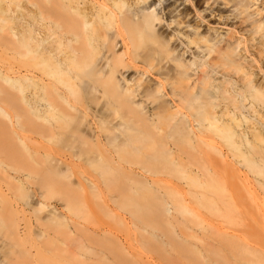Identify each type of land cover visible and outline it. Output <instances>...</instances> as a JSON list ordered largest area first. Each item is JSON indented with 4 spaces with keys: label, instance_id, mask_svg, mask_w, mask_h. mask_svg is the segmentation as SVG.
I'll return each mask as SVG.
<instances>
[{
    "label": "bare ground",
    "instance_id": "1",
    "mask_svg": "<svg viewBox=\"0 0 264 264\" xmlns=\"http://www.w3.org/2000/svg\"><path fill=\"white\" fill-rule=\"evenodd\" d=\"M30 2L32 28L18 38L8 31L0 34L2 46L25 57L19 58L16 68L10 65L19 77L0 68V111L8 116L9 106L31 108L35 153L48 159L107 160L102 164L104 173L132 174L134 182L149 190H174L172 202L159 197L156 204V216L167 231L159 234L143 225L161 244L157 256L161 264H264V235L259 240L240 228L229 231L220 221L208 230L185 226L194 211H189L191 204L183 194L188 190L208 202L210 209L215 205L218 210L236 208L238 200L244 199L253 214L262 217L258 224L264 230V200H254L249 194L252 189L236 180L242 171L259 173L264 167L257 158V131L247 130L239 119L248 94L233 87L230 78L236 61L234 48H216L195 26L174 18L184 13L182 1L169 2L168 15L187 30L176 28L167 34L156 30L165 17L153 10L155 2L147 0ZM0 11L5 8L1 6ZM4 27L0 23V31ZM192 44L206 51L199 61L185 56ZM213 52L217 55L212 56ZM212 67L223 75L218 81L209 75ZM248 92L253 99L264 95L251 78ZM82 124L87 125L86 138ZM79 141L82 145L75 146ZM131 159L148 163L137 170ZM151 173L172 175L176 180L151 177ZM212 181L236 184L237 196L217 199ZM132 185L131 180L119 182L123 188ZM177 225L188 228L179 232ZM48 226L39 232L48 247L56 243L63 250L68 236H76L68 220H50ZM6 229L21 240L16 226ZM102 242L101 233L94 229L84 244L86 260L115 264L122 256Z\"/></svg>",
    "mask_w": 264,
    "mask_h": 264
},
{
    "label": "rangeland",
    "instance_id": "2",
    "mask_svg": "<svg viewBox=\"0 0 264 264\" xmlns=\"http://www.w3.org/2000/svg\"><path fill=\"white\" fill-rule=\"evenodd\" d=\"M152 2H155L153 10L165 17L156 29L159 33H171L176 28L187 30L185 24L170 21L168 4L176 2L183 7L181 10L184 13L176 14L174 18L195 26L211 39L216 48H234L236 61L230 68V78L234 82L233 87L241 88L248 94V99L244 101L247 106L240 110L239 119L247 130L257 131V158L264 167V95L262 99H253L248 92L250 78L264 90V0H147L148 4ZM1 6L5 11H0V23L5 27L0 34L8 31L18 38L32 28L33 6L30 0H0ZM11 26L14 29L11 30ZM14 32L18 35L15 36ZM201 44L205 45V42ZM191 46L188 49L181 45L183 50L187 48L185 56L201 60L206 51L202 53L201 48L197 49L194 44ZM211 55L216 56L217 52ZM19 58L25 57L0 44V68L5 74L19 77L20 73L10 69V65L16 68ZM206 58L210 59L208 56ZM208 71L217 81L223 77L213 67L212 71ZM26 92L29 95L30 89ZM10 107L8 116L0 111V264H92L85 258L84 244L89 243L90 233L94 229L101 233L104 246L114 248L123 257V260L117 259L115 264H148V261L161 264L157 257L160 243L143 230V225L148 224L149 231L159 234L167 231V225L156 216V204L159 197L172 202L174 190L161 187L149 190L140 182H134L136 176L132 174L117 171L114 174L104 173L102 164L108 163L107 160L97 162L86 156L52 159L38 156L33 149L31 108L26 104L19 108ZM81 130L83 138H86L87 125L82 124ZM79 145H82L81 141L75 143V146ZM131 162L137 170V167L148 163L138 159H131ZM173 175H177V172ZM174 176H153L151 173V177L169 180H176ZM129 180L133 181L131 187L119 186V182ZM236 180L256 192L251 190L249 193L254 200H264L263 171H242L241 178L238 175ZM220 184L221 181L211 182L217 199L237 196L236 184L227 181ZM187 191H183V194L188 197V205H192L189 211L193 209L194 213L185 212L184 215L190 213L185 226H202L208 230L206 227H217L220 221L227 225L229 231L240 228L259 240L264 235L262 225L258 224L262 217L254 215L249 204L242 201L244 199L238 200L239 210L231 206L230 209L218 210L215 209L216 205L210 209L208 202ZM41 203L43 207H40ZM225 211L227 214L224 215ZM184 217L180 220L183 218L182 222L186 223ZM54 219L68 220L76 230L75 237L68 236L63 250L56 243H50L52 246L48 247L45 238L39 236L41 230L50 228L48 222ZM11 226L18 228L21 240L14 239L11 230L6 229ZM180 226H176L179 232L188 228L182 226V229ZM104 231L107 235L103 234Z\"/></svg>",
    "mask_w": 264,
    "mask_h": 264
}]
</instances>
